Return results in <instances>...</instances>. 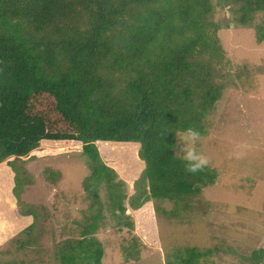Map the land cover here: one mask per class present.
Returning a JSON list of instances; mask_svg holds the SVG:
<instances>
[{"label": "trees", "instance_id": "trees-1", "mask_svg": "<svg viewBox=\"0 0 264 264\" xmlns=\"http://www.w3.org/2000/svg\"><path fill=\"white\" fill-rule=\"evenodd\" d=\"M218 8L264 39V0H0V181L17 187L6 199L19 200L24 184L13 161L42 143L79 145L118 218L129 220L125 195L96 142L139 147V204L177 205L212 184L215 171L176 144L180 133H205L223 89L247 69L225 57ZM129 204L138 208L134 196ZM56 252L58 264H101L86 232ZM208 252L187 247L175 264Z\"/></svg>", "mask_w": 264, "mask_h": 264}, {"label": "rangeland", "instance_id": "rangeland-1", "mask_svg": "<svg viewBox=\"0 0 264 264\" xmlns=\"http://www.w3.org/2000/svg\"><path fill=\"white\" fill-rule=\"evenodd\" d=\"M211 18L221 25L225 57L247 69L223 89L204 134H178L176 152L212 168L214 182L177 205L139 204V147L96 142L125 195L127 225L128 217L113 214L106 183L89 177L79 145L42 143L13 161L24 182L19 200H7L17 187L12 192L0 181V264H58L56 250L85 232L100 243L101 264H175L190 246L209 250L196 264H264V39L254 26L232 22L229 11L215 9Z\"/></svg>", "mask_w": 264, "mask_h": 264}, {"label": "clouds", "instance_id": "clouds-1", "mask_svg": "<svg viewBox=\"0 0 264 264\" xmlns=\"http://www.w3.org/2000/svg\"><path fill=\"white\" fill-rule=\"evenodd\" d=\"M186 158H187V159H192V158H193V157H192V153H191V152L187 153Z\"/></svg>", "mask_w": 264, "mask_h": 264}]
</instances>
